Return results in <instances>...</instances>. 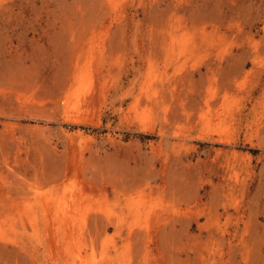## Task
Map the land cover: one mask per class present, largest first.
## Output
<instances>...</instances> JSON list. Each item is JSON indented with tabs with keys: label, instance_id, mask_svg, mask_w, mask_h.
I'll list each match as a JSON object with an SVG mask.
<instances>
[{
	"label": "rangeland",
	"instance_id": "1",
	"mask_svg": "<svg viewBox=\"0 0 264 264\" xmlns=\"http://www.w3.org/2000/svg\"><path fill=\"white\" fill-rule=\"evenodd\" d=\"M0 264H264V0H0Z\"/></svg>",
	"mask_w": 264,
	"mask_h": 264
}]
</instances>
